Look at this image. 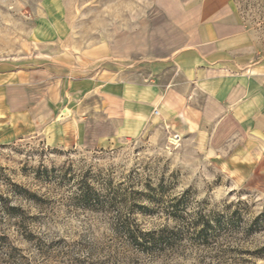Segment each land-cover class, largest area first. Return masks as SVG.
Returning a JSON list of instances; mask_svg holds the SVG:
<instances>
[{
    "label": "rangeland",
    "instance_id": "rangeland-1",
    "mask_svg": "<svg viewBox=\"0 0 264 264\" xmlns=\"http://www.w3.org/2000/svg\"><path fill=\"white\" fill-rule=\"evenodd\" d=\"M172 2L0 0V121L16 109L35 123L0 125V264H264V156L241 161L232 143L201 138L172 143L161 129L71 149L41 132L64 118L48 114L51 81L96 73L108 46L119 76L138 74L142 54L170 52ZM234 5L264 58V0ZM31 70L35 84L1 77Z\"/></svg>",
    "mask_w": 264,
    "mask_h": 264
},
{
    "label": "crops",
    "instance_id": "crops-1",
    "mask_svg": "<svg viewBox=\"0 0 264 264\" xmlns=\"http://www.w3.org/2000/svg\"><path fill=\"white\" fill-rule=\"evenodd\" d=\"M163 9L164 42L173 44L172 50L153 60L142 54L138 74L124 70L119 76L115 51L108 46L105 55L93 58L100 62L96 73L66 75L59 88L52 81L47 85L49 116L60 110L64 118L50 117L41 127L46 144L104 147L161 129L179 138H201L212 147L232 143L241 161L258 162L264 156V58L253 50L234 0H173ZM36 73L1 77L13 87L35 84ZM16 111L5 112L7 121L0 125L15 132L35 130L29 115L23 124Z\"/></svg>",
    "mask_w": 264,
    "mask_h": 264
},
{
    "label": "built area",
    "instance_id": "built-area-1",
    "mask_svg": "<svg viewBox=\"0 0 264 264\" xmlns=\"http://www.w3.org/2000/svg\"><path fill=\"white\" fill-rule=\"evenodd\" d=\"M178 140H179V137L177 136V135H173L172 136V143H176V142H178Z\"/></svg>",
    "mask_w": 264,
    "mask_h": 264
}]
</instances>
